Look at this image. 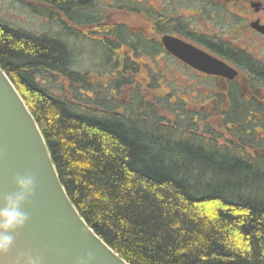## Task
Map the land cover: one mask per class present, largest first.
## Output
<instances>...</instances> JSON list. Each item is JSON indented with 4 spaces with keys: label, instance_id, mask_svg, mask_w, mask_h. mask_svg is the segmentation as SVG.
<instances>
[{
    "label": "trees",
    "instance_id": "16d2710c",
    "mask_svg": "<svg viewBox=\"0 0 264 264\" xmlns=\"http://www.w3.org/2000/svg\"><path fill=\"white\" fill-rule=\"evenodd\" d=\"M21 1L76 28L69 37L114 45L111 69L93 78L70 43L0 19V66L88 225L130 264H264V135L249 118L257 103L234 95L194 117L195 107L159 93L155 74L130 65L122 8L112 20L92 0L93 13L74 19L62 7L91 0Z\"/></svg>",
    "mask_w": 264,
    "mask_h": 264
},
{
    "label": "flooded vegetation",
    "instance_id": "af4514ba",
    "mask_svg": "<svg viewBox=\"0 0 264 264\" xmlns=\"http://www.w3.org/2000/svg\"><path fill=\"white\" fill-rule=\"evenodd\" d=\"M97 4H104V10H113L109 13L113 20L114 10L123 9L124 54L139 73L155 74L159 88L165 82L166 68L179 73L173 81L178 90L171 93L173 101L181 100L195 107L197 117V106L203 108L215 101L227 106L232 96L239 95L257 103L249 118H257L254 127L260 136L264 135V124L260 122L264 120V0H111L103 4L96 0ZM165 36L225 63L235 71V76L210 74L192 66L167 50ZM147 43L150 47L156 43L158 47L152 50ZM158 57L172 66H160ZM189 89L198 93L188 101L180 97L179 91L185 93ZM201 93H205L208 102L197 104L195 99Z\"/></svg>",
    "mask_w": 264,
    "mask_h": 264
},
{
    "label": "water",
    "instance_id": "95a60500",
    "mask_svg": "<svg viewBox=\"0 0 264 264\" xmlns=\"http://www.w3.org/2000/svg\"><path fill=\"white\" fill-rule=\"evenodd\" d=\"M167 50L210 74L235 76L225 63L198 48L165 36ZM32 173L36 194L29 202L30 221L0 264H15L18 254L32 252L43 264H76L94 250L95 264H130L85 221L63 186L40 127L24 98L0 66V194L12 191L16 174Z\"/></svg>",
    "mask_w": 264,
    "mask_h": 264
},
{
    "label": "rangeland",
    "instance_id": "374dc122",
    "mask_svg": "<svg viewBox=\"0 0 264 264\" xmlns=\"http://www.w3.org/2000/svg\"><path fill=\"white\" fill-rule=\"evenodd\" d=\"M85 1L90 0H80L78 4L79 7L83 8L87 4L83 3ZM96 1V0H94ZM111 0H98L101 4L109 3ZM91 6L90 8H93V1L91 0ZM101 5V7H103ZM46 6L40 5L36 9L42 12L46 11ZM71 8L74 10H77L78 8L75 6V4L71 5ZM96 12V11H95ZM93 13V12H90ZM90 13H85L84 16H89ZM36 14V15H35ZM27 5L21 1V0H0V19L12 24L14 27L22 28L25 30H28L34 34L41 35L44 33H48L53 35H56L55 38L62 39L66 41L67 43H70L71 49L75 51L76 58L78 60L77 68L81 69L82 71H89V74L93 78L97 77L99 74V70L104 72L105 70L108 71L111 69L110 65H106V60L108 58L107 55V48L99 45L98 43H95L93 41L88 40H79L76 36H68L69 32H74L76 28L72 26L63 27L59 26L56 21H46L45 18H40L41 15L37 14ZM49 15H52L51 13H48ZM58 14V15H57ZM54 13L50 18H55L54 16H61L60 13ZM117 14V13H116ZM123 18V14H120ZM80 16V14H74V19H77V17ZM114 17L118 18L116 15ZM108 18L111 19V15H108ZM115 18V19H116ZM85 17H82V21H88L84 20ZM97 19V17H96ZM113 20V18H112ZM118 21V20H116ZM95 29V28H92ZM81 54H80V53ZM160 66H163L165 64V60L162 58L160 59L158 57ZM164 62V63H163ZM167 62V61H166ZM151 64V60L149 61ZM168 66H172L171 62H167ZM165 64V65H167ZM102 67V68H101ZM104 68V69H103ZM168 71L166 72L165 81L162 83V86L159 88V93L166 94V93H178V90L175 88L176 86L173 84V81L175 80V77L179 78L178 72H172L170 68H166ZM179 80V79H178ZM188 92V93H187ZM187 92L183 93L182 91H179V95L181 98H184L189 101L191 100L192 95H197L198 91L196 90H187ZM205 93L199 94V97H197L195 100L197 104L199 103H206L208 102L207 96H204ZM193 99V98H192ZM222 109V106L215 101L214 103H206V106L204 107L205 113H214L218 112ZM217 124H220V121L217 122Z\"/></svg>",
    "mask_w": 264,
    "mask_h": 264
},
{
    "label": "clouds",
    "instance_id": "9594fccd",
    "mask_svg": "<svg viewBox=\"0 0 264 264\" xmlns=\"http://www.w3.org/2000/svg\"><path fill=\"white\" fill-rule=\"evenodd\" d=\"M12 191L0 194V257L12 252L19 233L28 225L31 217L28 205L36 194V177L26 172L13 178ZM94 250L76 258V264H95ZM15 264H43V257L32 252L18 254Z\"/></svg>",
    "mask_w": 264,
    "mask_h": 264
},
{
    "label": "bare ground",
    "instance_id": "6f19581e",
    "mask_svg": "<svg viewBox=\"0 0 264 264\" xmlns=\"http://www.w3.org/2000/svg\"><path fill=\"white\" fill-rule=\"evenodd\" d=\"M73 9L71 8V7H69V6H67V7H62V11L65 13L64 15L66 16V18H68V16L69 15H74V14H80V15H85V13L87 14V13H89V11L91 10L90 9V7H86V9H85V7L83 8V9H80V10H74V11H72ZM66 18H64V19H66ZM92 30V29H91ZM95 31V30H94ZM92 34H93V31H92ZM79 40H88V41H91L92 39H89V38H87V37H80L79 36V34L77 33L76 35H75ZM114 48V45H112V44H109L108 45V48L106 49L107 50V55L111 52V50ZM80 53V52H79ZM81 54V53H80Z\"/></svg>",
    "mask_w": 264,
    "mask_h": 264
}]
</instances>
